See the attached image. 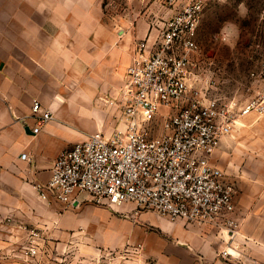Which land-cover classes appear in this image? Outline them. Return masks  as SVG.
I'll return each instance as SVG.
<instances>
[{"label":"built area","instance_id":"2783aa9c","mask_svg":"<svg viewBox=\"0 0 264 264\" xmlns=\"http://www.w3.org/2000/svg\"><path fill=\"white\" fill-rule=\"evenodd\" d=\"M204 9L203 0L188 4L156 35L138 42L125 81L109 102L119 112L120 125L97 131L61 154L49 182L37 190L44 202L69 209L89 196L114 210L133 204L172 221L227 233V250L218 257L229 261L241 254L236 189L215 155L239 117L253 112L264 117V101L251 100L236 112V104L210 99L200 86L197 35ZM33 118L37 135L53 114L35 102Z\"/></svg>","mask_w":264,"mask_h":264},{"label":"rangeland","instance_id":"374dc122","mask_svg":"<svg viewBox=\"0 0 264 264\" xmlns=\"http://www.w3.org/2000/svg\"><path fill=\"white\" fill-rule=\"evenodd\" d=\"M196 1L100 0L95 5L96 33L89 39L101 45L96 53L107 54L102 47L105 42H111L115 49L128 45L125 37L131 35L129 59L140 40L156 35L168 20ZM203 1L205 9L197 35L204 77L199 79L200 86L208 89L210 99L236 104V112L251 100L264 101V0ZM78 53L83 58L85 52ZM114 73L119 76L117 68ZM121 78L124 79L117 88L95 94L94 116L88 121L95 125L94 132H111L120 125L119 112L116 114L109 102L117 97L126 75ZM249 118L253 119L247 123ZM238 119L233 133L223 140L215 155L217 165L225 170L228 182L236 189L234 217L239 224L241 254L238 259L227 260L230 264H246L253 250L250 244L264 236V117L253 112ZM85 199L81 207L91 204L109 215L108 229L92 221L88 207L81 212L82 224L76 226L65 217L61 221L48 217L43 225L34 220L35 214L17 217L9 230L0 221V264H147L132 256L134 246L110 249L87 240H173L168 232L170 226H182L200 238L207 235L199 227L188 228L183 221L144 212L133 204L119 208H126L119 213L118 209L98 205L89 196ZM210 236L213 240L229 239L227 233L221 236L216 231ZM261 260L257 264H264Z\"/></svg>","mask_w":264,"mask_h":264},{"label":"crops","instance_id":"0c3cea01","mask_svg":"<svg viewBox=\"0 0 264 264\" xmlns=\"http://www.w3.org/2000/svg\"><path fill=\"white\" fill-rule=\"evenodd\" d=\"M99 1L0 0V221L8 230L11 221L23 214H35L34 220L43 225L48 217L59 221L65 217L72 225H80L84 207L94 223L109 227L111 219L101 208L81 207L82 203L66 210L59 203L41 200L37 190L49 182L52 166L61 154L95 133V125L88 122L94 116L95 94L117 88L132 62L133 54L127 57L131 35L125 37L128 45L113 49L111 42H105L102 47L107 54L96 53L101 45L89 38L96 33L95 5ZM79 50L85 52L83 58H79ZM35 102L53 114L37 135L32 131L37 126ZM199 228L207 234L205 238L182 226H170L173 240L87 241L110 249L141 245L132 256L155 264H230L218 257V252L227 250L226 242L213 240L214 229ZM253 241L246 264L261 259L264 263V236Z\"/></svg>","mask_w":264,"mask_h":264},{"label":"water","instance_id":"95a60500","mask_svg":"<svg viewBox=\"0 0 264 264\" xmlns=\"http://www.w3.org/2000/svg\"><path fill=\"white\" fill-rule=\"evenodd\" d=\"M26 131H29L28 129H26Z\"/></svg>","mask_w":264,"mask_h":264},{"label":"bare ground","instance_id":"6f19581e","mask_svg":"<svg viewBox=\"0 0 264 264\" xmlns=\"http://www.w3.org/2000/svg\"><path fill=\"white\" fill-rule=\"evenodd\" d=\"M250 115V114H249Z\"/></svg>","mask_w":264,"mask_h":264}]
</instances>
